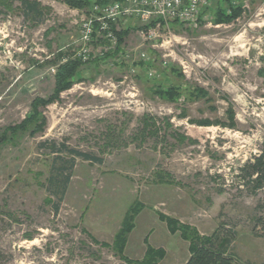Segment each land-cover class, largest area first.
I'll return each instance as SVG.
<instances>
[{
  "label": "rangeland",
  "instance_id": "rangeland-1",
  "mask_svg": "<svg viewBox=\"0 0 264 264\" xmlns=\"http://www.w3.org/2000/svg\"><path fill=\"white\" fill-rule=\"evenodd\" d=\"M10 1L11 10L0 5V135L33 114L36 98L54 95L59 65L83 46L80 8L44 0V19L33 20ZM232 1L243 12L231 23L215 22L231 0H212L200 23L162 26L152 40L130 21L116 58L94 41L72 88L39 107L46 129L0 146V264H127L101 243L113 242L136 201L145 207L129 236L131 258L143 257L148 238L167 251L160 264L186 262L189 242L170 233L162 212L202 234L233 230L237 258L264 264V237L253 231L264 188L252 194L238 176L264 141V0ZM159 85L181 86L183 96L166 99ZM192 87L208 97H192Z\"/></svg>",
  "mask_w": 264,
  "mask_h": 264
},
{
  "label": "trees",
  "instance_id": "trees-1",
  "mask_svg": "<svg viewBox=\"0 0 264 264\" xmlns=\"http://www.w3.org/2000/svg\"><path fill=\"white\" fill-rule=\"evenodd\" d=\"M68 5L75 8L87 9L94 1L100 0H64ZM21 9L26 18L33 20L40 19L43 16V11L39 6L38 1L33 0H20ZM232 1L228 4L229 7L225 10L221 7L217 11L216 24L231 23L235 19L242 15V5L235 4ZM0 5L6 10L13 8V3L10 0H0ZM173 24H180L178 21L172 22ZM131 28L117 31L119 45L116 50L108 52L105 57H113L122 54L123 45L127 36L130 34ZM99 60V59H95ZM85 62L81 58H70L66 62L61 63L57 69L55 92L49 99L36 98L32 103L33 114L23 120L22 122L9 126L5 132L0 135V146L12 140L20 133H29L30 136H34L39 132H43L47 126V119L43 113L39 110V107L45 106L51 102H54L60 97V94L66 90L72 88L75 84L74 76L77 70ZM158 95L165 97L169 100L177 101L183 96L181 86L171 85L167 89H164L162 85H159L154 90ZM189 95L195 98L208 97V92L201 87H192L189 89ZM230 117L234 118V113L229 110ZM149 119H146V127H149ZM200 123V122H199ZM210 121L201 122L200 125H208ZM180 140H184L186 137L179 135ZM71 153L81 156L87 160L101 161L97 157H93L87 153H83L74 149L69 150ZM238 176L243 182L244 186L250 188L252 194H257L259 190L264 188V141L262 142L260 152L253 155L250 159L244 162L239 167ZM160 181L163 182V175L159 174ZM69 176L65 178V184L68 182ZM64 184H62L61 192L64 193ZM144 204L140 201H136L132 204L126 212L122 226L116 233L112 243L103 242L101 245L111 248L116 256L127 264H160L167 256V251L163 247H155L150 244L148 238H146V250L142 258H131L126 254V248L129 241V236L136 226V217L144 208ZM58 209V206L56 207ZM159 219L165 222L168 226L170 233H178L181 238L189 242L190 255L184 264H247L241 262L236 254L232 251L233 239L236 236V232L229 229H224L223 226L217 227L211 234H202L197 227L180 221L178 218L166 215L162 212H158ZM254 233L256 236L264 237V215H259L254 218ZM90 235V234H89ZM92 240L99 244L95 237L90 235Z\"/></svg>",
  "mask_w": 264,
  "mask_h": 264
},
{
  "label": "built area",
  "instance_id": "built-area-1",
  "mask_svg": "<svg viewBox=\"0 0 264 264\" xmlns=\"http://www.w3.org/2000/svg\"><path fill=\"white\" fill-rule=\"evenodd\" d=\"M211 5L212 0L94 1L87 10L81 9L78 13L83 44L78 57L86 62L91 55V44L97 40H104L109 44L104 49L107 53L116 50L119 45L117 31L121 22L127 25L137 18L140 35L146 40H152L159 36L162 26L169 28L174 21L185 26L200 23L203 12ZM142 56L145 57V53ZM131 71L135 72V69L132 68ZM149 74L153 76L155 71L150 70Z\"/></svg>",
  "mask_w": 264,
  "mask_h": 264
},
{
  "label": "crops",
  "instance_id": "crops-1",
  "mask_svg": "<svg viewBox=\"0 0 264 264\" xmlns=\"http://www.w3.org/2000/svg\"><path fill=\"white\" fill-rule=\"evenodd\" d=\"M33 1H38L39 6H40V8H41L42 11H43V16L41 17V20H43V19H44V14H45V9H44V4H46V3H44L45 1H44V0H33ZM48 4H49V3H48ZM50 5L53 6L54 4H50ZM78 18H80V15L78 16ZM131 21H133V22H138L139 20H138L137 18H134V19H132ZM129 26H130V24H127V25H126V27H129ZM133 26H134V25H133ZM137 29H139V27H137ZM77 41L80 42V45L82 44L80 29H79V31H78V39H77ZM82 45H83V44H82Z\"/></svg>",
  "mask_w": 264,
  "mask_h": 264
}]
</instances>
